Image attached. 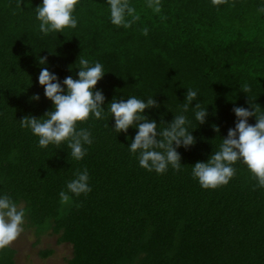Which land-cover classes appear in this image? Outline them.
Returning a JSON list of instances; mask_svg holds the SVG:
<instances>
[{
  "label": "trees",
  "instance_id": "trees-1",
  "mask_svg": "<svg viewBox=\"0 0 264 264\" xmlns=\"http://www.w3.org/2000/svg\"><path fill=\"white\" fill-rule=\"evenodd\" d=\"M128 2L138 18L126 17L127 28L110 22L107 0H79L77 27L45 36L36 18L42 0H0V194L25 211L23 225L71 246L66 264H264V188L247 166L237 162L233 179L216 189L192 177L235 127L234 107L264 114V0H159V12L149 0ZM81 58L104 67L96 88L105 107L114 97L154 98L159 109L145 115L160 129L174 115L188 118L195 144L177 149L180 171L140 167L127 148L137 130L117 135L107 111L78 122L92 136L80 161L65 145L39 147L21 127L25 116L52 110L41 68L62 83L78 78ZM187 89L197 97L185 111ZM197 103L207 106L203 124ZM85 169L91 192L77 197L66 185ZM14 261L10 246L0 250V264Z\"/></svg>",
  "mask_w": 264,
  "mask_h": 264
},
{
  "label": "clouds",
  "instance_id": "clouds-1",
  "mask_svg": "<svg viewBox=\"0 0 264 264\" xmlns=\"http://www.w3.org/2000/svg\"><path fill=\"white\" fill-rule=\"evenodd\" d=\"M79 0H42L36 7V18L39 21V31L47 36L50 33H63L66 28L75 29L77 19L73 15ZM110 10V22L115 26H130L126 17H135V9L128 0H107ZM148 7L155 12L160 11L159 0H149ZM41 65H46V58H39ZM79 71L74 79L69 76L61 83L58 76L42 67L38 76V83L44 89L45 97L52 102V110L42 117L25 116L20 125L27 128L38 137V146L47 148L52 145L60 148L65 145L70 149L72 159L80 161L86 156L85 145H91V132L77 128L78 122H85L89 118L102 119L105 112L114 119L111 127L118 134H127L130 128L136 129L134 139L127 147L130 153L137 155L139 166L155 171L157 174L166 173L169 168L180 171L181 156L177 149H185L195 144V138L190 130L191 122L181 115H174L173 120L160 129L156 120H150L145 115L146 109H159L160 105L154 98L146 101L135 96L127 99L113 98L104 106L105 96L102 90L96 88L106 74L101 63L90 64L87 59H79ZM250 89L245 87L244 92ZM197 92L188 90L185 96L187 104L193 105ZM38 101L39 95L31 97ZM234 107L237 118L235 127L228 130L227 137L222 139L218 151H214L206 162H197L192 166V177L197 180L204 190L216 189L227 185L235 176L234 165L237 162L245 164L258 183L264 188V114L256 115V109ZM195 120L198 124L205 123L208 115L207 106L201 108L195 104ZM256 118L255 125L248 123L250 117ZM219 132V128L214 126ZM68 192L75 196L87 195L91 192L89 174L85 169L76 173V178L66 185ZM61 199H69L65 192H61ZM25 211L19 209L8 195L0 194V250L8 248L22 233Z\"/></svg>",
  "mask_w": 264,
  "mask_h": 264
},
{
  "label": "rangeland",
  "instance_id": "rangeland-1",
  "mask_svg": "<svg viewBox=\"0 0 264 264\" xmlns=\"http://www.w3.org/2000/svg\"><path fill=\"white\" fill-rule=\"evenodd\" d=\"M10 247L15 251L14 264H66L72 256L70 245H57L56 236L50 233L37 234L26 225H23L22 233ZM44 250H53V254L42 259L39 252Z\"/></svg>",
  "mask_w": 264,
  "mask_h": 264
}]
</instances>
